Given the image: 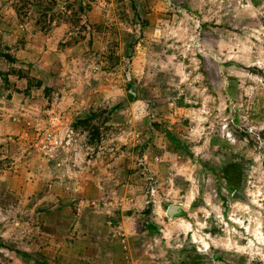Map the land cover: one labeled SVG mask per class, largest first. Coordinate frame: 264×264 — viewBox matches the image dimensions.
<instances>
[{"label":"rangeland","instance_id":"obj_1","mask_svg":"<svg viewBox=\"0 0 264 264\" xmlns=\"http://www.w3.org/2000/svg\"><path fill=\"white\" fill-rule=\"evenodd\" d=\"M173 4L191 11L187 3L173 0ZM163 5L164 0H0V100L4 102L0 104V140L3 141L0 143V176L5 177L0 181V205L7 201L14 202L16 207L22 206L32 216L30 226L37 231L34 243L25 245L31 251L0 241V247L13 253V258L6 259L5 264H94L98 256L101 259L97 264L171 261L170 252L166 258L153 260L147 245L163 237L165 225L171 223L172 217H164L160 223L154 211L155 203L149 198L134 225L140 234L137 239L126 237L128 219L133 213L121 209L123 203L131 199L129 190L144 182L147 168L173 164L177 168H188L190 161L195 163L194 149L203 144V138L199 141L191 138L196 130L192 114L203 107V101L196 100L185 89L175 69L170 74L157 73L158 95L153 94L155 86H150L151 92L148 88L138 89L139 97L151 96L156 120L148 131L140 130L136 139L141 143L114 147L113 158L100 153L104 141L109 139L108 133L113 131L108 121L114 114L126 110L122 103L99 111L89 108L83 117H72L70 109L60 111L55 103L57 99L63 102L64 92L71 91L64 78H71L73 73L89 78L91 91L86 94L90 100L129 73L135 80L138 61L147 59L150 52L164 51L163 43L157 44L151 39L158 26L173 24L174 12ZM201 27L207 31L216 25L202 24ZM175 54L176 49L168 48L161 59ZM180 62L188 64L190 60L177 57L174 61ZM230 66L231 62L225 64V67ZM245 70L264 77V71L255 67ZM229 79V94L236 99L240 95L239 80L237 77ZM176 84L179 88L174 86ZM124 87L130 89L132 84ZM137 98L129 95L128 106L134 105ZM17 107L18 114L9 115L5 120L4 110L12 112ZM26 110L27 115H24ZM251 118L264 119V108ZM100 120L103 125L93 124ZM67 121H71L68 128L72 132L88 133L82 144L94 149L85 156L91 164L87 173L75 178L65 176L63 183L57 176L46 181L41 177L56 163L48 157L47 150L55 144ZM239 122L237 118L236 123ZM259 135L264 139V132ZM218 142L216 137L212 138L213 145ZM254 143L251 141L250 146ZM161 157L169 158L165 165L158 163ZM201 163L218 184L227 182L230 192L243 191L244 174L231 160H226L219 168L203 160ZM114 169L119 172V182L106 184L104 176L113 174ZM66 171L79 172V169L69 162ZM184 187H188L187 182ZM180 195L185 196L186 192L181 191ZM220 199L225 201V221L232 224L227 220V201L223 196ZM241 202H247V197ZM114 203H119L120 207L109 215L107 206ZM168 205L164 203L161 208L167 210ZM201 206L203 200H195L191 211L197 212ZM173 217L191 223L183 208L181 214ZM219 231L214 229L213 234ZM261 231L264 232V228ZM97 241L99 252L92 246ZM239 242L247 243L246 240ZM193 253L194 247L190 251L183 250L179 264H199L200 257ZM0 259H5L2 254ZM240 264H244L243 259Z\"/></svg>","mask_w":264,"mask_h":264},{"label":"clouds","instance_id":"obj_2","mask_svg":"<svg viewBox=\"0 0 264 264\" xmlns=\"http://www.w3.org/2000/svg\"><path fill=\"white\" fill-rule=\"evenodd\" d=\"M179 2L187 3L191 11L173 4V0H164L163 6L174 12L173 24L158 26L151 37L155 43H163L164 51L150 52L147 59L138 61L135 80L132 73H129L90 100L86 94L91 91L89 78L73 73L71 78H64L71 91L64 92L63 102L57 99L55 103L60 111L70 109L72 117H83L89 108L99 111L122 103L126 110L114 114L113 119L108 121L113 131L108 133L109 139L104 141L100 153L101 156L113 158L114 147L118 149L120 145L141 143V140L136 139L140 130L148 131L152 121L156 120L151 96L139 97L138 89L148 88L151 92L150 86H155L153 94L158 95L157 73L170 74L175 69L185 89L196 100L203 101V107L192 114L196 130L191 137L196 141L203 138V144L194 149L196 161H190L188 168H177L173 164L170 167L153 165L145 170L144 182L140 187L129 190L131 199L126 200L121 209L133 213L128 219L126 237L140 238L134 225L150 198L155 203L154 211L160 223H163L164 217H171L168 210L161 208L164 203L179 205L191 218V223L183 218H171V223L165 225L163 237L147 245L153 260L166 258L170 252L171 261L164 259V264H179L181 252L185 249L190 251L194 247L193 255L200 257L199 264H240L241 259L244 264H264V232L261 231L264 228V139L259 135L264 132V119L251 118L264 108V77L251 75L245 70L255 67L264 71V0L258 3L256 0ZM202 24H214L216 27L205 31ZM136 32L139 34L138 25ZM169 39L172 40L171 44L168 43ZM168 48L176 49V54L167 56L166 60L161 59ZM177 57L190 60V63H174ZM229 62L231 66L225 67ZM238 64L243 67H237ZM229 77H237L239 80L237 87L240 95L236 99L229 94ZM128 83L132 87L125 89L124 85ZM174 86L179 88V84ZM129 95L138 97L131 107L128 106ZM4 111L7 120L9 115L18 114V107L12 112ZM23 114L27 115V110ZM121 116L123 120L118 121L117 117ZM237 118L239 123H236ZM70 122L64 124L55 144L47 150L48 157L56 163L53 168L45 170L41 179L48 181L57 176L63 183L65 176L75 178L87 173L91 161L86 160L85 156L94 149L82 144L88 133L80 135L72 132L68 128ZM103 123L102 120L93 121L98 127ZM243 132L248 135L241 136ZM213 137L219 141L215 145L211 143ZM251 141L255 143L250 146ZM0 143L3 141L0 140ZM168 159L161 157L158 163L165 165ZM201 160L215 168L231 160L244 174L243 191L230 192L227 182L218 184L215 177L203 168ZM69 162L79 172L66 171ZM118 177L119 172L114 169V173L106 174L104 180L106 184L114 185L119 182ZM4 180L5 177L0 176V181ZM185 182L187 188L184 187ZM181 191H185L186 195L181 196ZM221 196L227 201V220L232 224L225 221V201L220 199ZM245 196L247 202H241ZM198 199L203 200V206L193 212L191 205ZM107 207L108 214L113 215L120 205L114 203ZM31 223L32 216L22 206L16 207L14 202L7 201L0 205V241L5 244H14L21 250L31 251L30 247H25L34 243L37 234L36 229L30 226ZM214 229L220 231L213 234ZM241 240L247 243L241 244ZM98 244L99 241L92 246L97 247ZM157 249L158 252L155 251ZM97 251L101 249L97 247ZM0 254L5 258L0 259V264L13 258V253L3 247H0ZM100 259L98 256L94 264Z\"/></svg>","mask_w":264,"mask_h":264},{"label":"water","instance_id":"obj_3","mask_svg":"<svg viewBox=\"0 0 264 264\" xmlns=\"http://www.w3.org/2000/svg\"><path fill=\"white\" fill-rule=\"evenodd\" d=\"M180 209L182 210V207H180L179 205L176 206L168 205L167 207V210L171 213V217L175 216V214H179Z\"/></svg>","mask_w":264,"mask_h":264},{"label":"flooded vegetation","instance_id":"obj_4","mask_svg":"<svg viewBox=\"0 0 264 264\" xmlns=\"http://www.w3.org/2000/svg\"><path fill=\"white\" fill-rule=\"evenodd\" d=\"M181 212H182V210L180 209V212H179V214H181ZM175 215H177V214H175Z\"/></svg>","mask_w":264,"mask_h":264}]
</instances>
